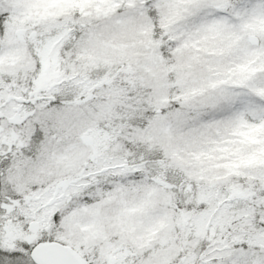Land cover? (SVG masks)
<instances>
[{"label": "clouds", "instance_id": "clouds-1", "mask_svg": "<svg viewBox=\"0 0 264 264\" xmlns=\"http://www.w3.org/2000/svg\"><path fill=\"white\" fill-rule=\"evenodd\" d=\"M237 3L0 0V244L264 264V114L241 107L264 75L240 71L264 50Z\"/></svg>", "mask_w": 264, "mask_h": 264}, {"label": "snow or ice", "instance_id": "snow-or-ice-1", "mask_svg": "<svg viewBox=\"0 0 264 264\" xmlns=\"http://www.w3.org/2000/svg\"><path fill=\"white\" fill-rule=\"evenodd\" d=\"M235 13L237 16L243 17L247 23L244 25L246 28L252 29L250 33L249 43L254 45V51L260 52L264 49L261 48V42L255 38L256 19L264 20V0H238L235 5ZM2 23V18H0ZM264 28V25L261 26ZM249 64H241L240 71L247 74L246 78H252L255 74L260 73L264 75V65L259 67H253ZM262 95H264V87L257 89ZM243 112H252L253 114H264V107H258L251 101H246L242 106ZM261 120L264 121V115H261ZM242 121L247 123L246 120ZM260 128L264 129V122L260 124ZM255 131V128L251 129ZM57 221L59 217L55 218ZM44 240H36L35 237H21L17 239L16 236H10L6 243L0 244V264H69V262L63 258L62 254L54 248H46L41 251L37 248V244H43Z\"/></svg>", "mask_w": 264, "mask_h": 264}]
</instances>
